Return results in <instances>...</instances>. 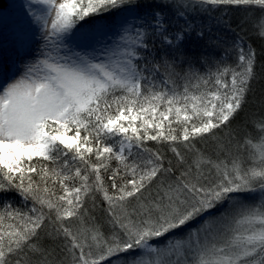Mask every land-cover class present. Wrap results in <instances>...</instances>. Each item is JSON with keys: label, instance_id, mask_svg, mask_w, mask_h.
Masks as SVG:
<instances>
[{"label": "snow or ice", "instance_id": "obj_1", "mask_svg": "<svg viewBox=\"0 0 264 264\" xmlns=\"http://www.w3.org/2000/svg\"><path fill=\"white\" fill-rule=\"evenodd\" d=\"M138 2L29 0L46 44L0 84V195L25 206L0 204V264H264V115L258 135L231 129L264 78L245 27L264 41V0H157L115 39L65 44L87 18ZM224 6L246 13L235 28L211 15ZM193 34L219 56L197 63Z\"/></svg>", "mask_w": 264, "mask_h": 264}, {"label": "trees", "instance_id": "obj_2", "mask_svg": "<svg viewBox=\"0 0 264 264\" xmlns=\"http://www.w3.org/2000/svg\"><path fill=\"white\" fill-rule=\"evenodd\" d=\"M159 5L157 4V0H139L138 4L132 8L135 10L137 16H142L145 13L151 12L153 8L158 7ZM7 7L6 5V0H0V8L5 9ZM128 6L122 7V8H117L113 9L111 12H106L102 13L99 16L95 17H89L85 21H82L80 25L78 26H91L94 25L96 21H113L115 20L121 13V11L128 9ZM259 10H256L255 15L258 16ZM213 17L217 16H224L225 19H231L232 27L235 28L236 24L240 19H242L246 13L244 12L243 9L240 8H235L232 6H224L221 7L220 9H217L211 13ZM197 24L199 23L200 20H204L207 22L208 17L203 16V17H194L193 18ZM245 27L248 30L246 38L249 40L250 44L254 46L258 53L261 51H264V41H261L256 37V35L253 33L251 23L245 25ZM214 31H218L220 36L227 37L228 40H231L234 36V33L231 31H228L227 28L221 27L219 29H214ZM186 51L188 55L193 57L194 60L197 61L198 63V58L201 55H208V56H219V50L215 49L213 47L207 46V44L203 41H198L194 34L193 37L190 38L189 41L186 42L185 45ZM261 59H264V56L260 57ZM262 76H264V73H262ZM264 115V78L259 79L258 82L253 83V92L249 94L248 98V103L245 105L244 110L236 117L235 120L232 121L231 129L232 131L236 134L237 140L242 141L243 138L251 132L253 136L258 135L256 133L255 129L252 128L251 121L256 119L258 116ZM247 121V123H246ZM221 135H223L221 133ZM236 141H233V144H235ZM215 142L214 141H209L207 146L198 144L197 147H206L207 150H212L214 147ZM149 147H157L158 145L156 142H148ZM163 148V151L166 153L168 159H173L172 154L168 151L167 147L165 146H159ZM235 148H233V153L235 154ZM246 155V153H245ZM115 161H113V166H115ZM105 182L108 183L107 178H105ZM252 195V194H250ZM248 195V196H250ZM4 200H9L13 202L15 207H20L24 208L25 206L21 203V200L18 196H16L14 193H9L7 196L0 195V204L4 202ZM98 204H100L102 207L106 206L105 202L102 201V199L98 196L97 197ZM30 206V205H29ZM96 216V221L97 223L104 224V231L105 233L108 232V227L105 224V215L104 213L100 210V208H97V210L93 213ZM218 214V212H217ZM196 223L198 222H193L190 227L194 228ZM48 244H52L51 241H45ZM59 242L57 244L52 245V247L55 248V252L53 255L56 258H60L63 256V253L60 251V248L58 246ZM128 258V254H121L120 258V264H124V261Z\"/></svg>", "mask_w": 264, "mask_h": 264}, {"label": "rangeland", "instance_id": "obj_3", "mask_svg": "<svg viewBox=\"0 0 264 264\" xmlns=\"http://www.w3.org/2000/svg\"><path fill=\"white\" fill-rule=\"evenodd\" d=\"M28 4L29 0H6L7 7L5 9L0 8V48L4 49L6 47V45L3 43L6 41L5 37H8L10 42L12 41V35L14 36L12 33L13 29L21 28L22 30L28 28L31 30L34 38L31 36H26L24 33H20L18 35L19 37L16 36L11 50L12 52L15 51L18 54H24V51L27 50L31 44H36L34 54L35 58L39 56L40 50L45 47L46 42L43 40L40 26L33 22V17L28 12ZM42 7L43 6L41 5H34L33 9H40ZM134 17H136L135 10L129 8L121 11L120 15L113 21L100 20L91 26H77V30H74V35L66 39L65 44L68 48L80 50L82 47H84V43L79 37L85 33L93 36H107L115 39L117 34L121 31L122 26L131 21ZM48 50H52L51 45H48ZM14 54L11 56L12 59L15 57ZM34 58L30 59L26 57L25 61L24 59L21 61V63L23 62L22 66H20L21 69L14 79L23 74L25 65L31 63ZM257 197L258 194L250 195L247 197V199L254 201L257 199ZM213 214L218 215L219 213L217 214V211L214 210ZM199 223L200 222L196 223L194 228L199 227Z\"/></svg>", "mask_w": 264, "mask_h": 264}, {"label": "bare ground", "instance_id": "obj_4", "mask_svg": "<svg viewBox=\"0 0 264 264\" xmlns=\"http://www.w3.org/2000/svg\"><path fill=\"white\" fill-rule=\"evenodd\" d=\"M12 33L14 34V36L12 35V37H13L12 41L9 43H6V47L4 49L0 48V74L2 73V70H1L2 67H4V66L6 67V66L11 65L10 60H7V59H10L12 56L11 47L14 45V41L16 39V36L19 37L18 35L20 33H24V34H26V36H31L34 38V35L32 34L31 30L28 28H25L22 30H21V28L13 29ZM35 45H33L29 48L31 52H33L36 49ZM193 229H195V228H193Z\"/></svg>", "mask_w": 264, "mask_h": 264}]
</instances>
